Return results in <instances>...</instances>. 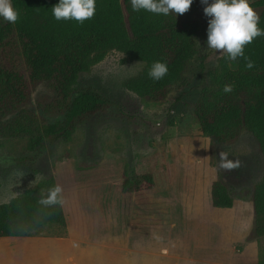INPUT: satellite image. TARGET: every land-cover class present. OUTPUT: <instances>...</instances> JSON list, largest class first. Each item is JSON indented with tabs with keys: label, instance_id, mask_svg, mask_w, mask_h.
Here are the masks:
<instances>
[{
	"label": "rangeland",
	"instance_id": "obj_1",
	"mask_svg": "<svg viewBox=\"0 0 264 264\" xmlns=\"http://www.w3.org/2000/svg\"><path fill=\"white\" fill-rule=\"evenodd\" d=\"M205 6L192 0L187 12L177 14L198 22V53L183 80L158 99H143L124 87V80L136 75L144 62L112 49L80 73L76 86H92L115 104L77 127L69 140L34 149L27 137L0 132V204L50 175L63 187L66 226L47 223L29 234L61 239L54 243L51 264H77L76 253L82 251L121 258L122 250L130 264L150 252L170 254L176 264H201V259L210 264H258L264 237L252 238L251 232L252 191L264 172L260 145L244 129L234 142L213 146L194 113V104L202 97L201 62L205 61L206 70L215 69L225 55L207 46L210 17ZM253 9L260 15L261 7ZM31 98L27 107L39 120L60 118L57 110L47 111L54 92L46 82L34 86ZM239 103L245 106V95L239 96ZM222 150L229 159H239L241 167L219 169ZM125 169L151 173L154 184L124 192ZM219 172L235 191L232 210L213 207L211 190ZM81 257L80 264H115L109 257L107 263L102 262L105 259L89 262L84 252Z\"/></svg>",
	"mask_w": 264,
	"mask_h": 264
},
{
	"label": "trees",
	"instance_id": "obj_2",
	"mask_svg": "<svg viewBox=\"0 0 264 264\" xmlns=\"http://www.w3.org/2000/svg\"><path fill=\"white\" fill-rule=\"evenodd\" d=\"M58 2L11 0L19 13L18 21L12 24L0 17V132L27 137L31 148L69 140L77 127L115 104L110 96L92 86H76L80 73L102 61L108 51L116 49L144 62L143 68L124 80L123 85L150 100L158 99L170 86L182 81L198 53L195 40L198 22L182 20L175 13L133 11L130 0H96L91 19L83 23L57 21L52 7ZM250 4L262 8L258 26L264 30V0H253ZM244 54L254 62L253 68L245 67L243 57L232 61L226 54L215 69L206 70L205 61L201 62L202 97L194 104V113L213 146L234 142L244 129L250 131L260 145L264 161V36L246 45ZM155 61L168 67L167 75L160 80L148 75ZM39 82H46L54 92L47 111L57 110L61 115L53 122L39 120L35 111L27 107ZM225 85H231L233 90L225 93ZM241 95H245L244 107L239 103ZM10 113L14 115L5 119ZM153 184L151 173L124 170V192L139 191ZM55 185L56 178L50 175L0 204V237L29 235L47 223L65 227L63 206L44 207L38 203L41 190L47 192ZM234 193L219 172L211 190L213 207L232 210ZM252 200L251 237L261 238L264 172L252 191ZM258 264H264V253L260 254Z\"/></svg>",
	"mask_w": 264,
	"mask_h": 264
},
{
	"label": "clouds",
	"instance_id": "obj_3",
	"mask_svg": "<svg viewBox=\"0 0 264 264\" xmlns=\"http://www.w3.org/2000/svg\"><path fill=\"white\" fill-rule=\"evenodd\" d=\"M204 13L210 17L207 28V46L226 54L232 61L238 57L246 60L245 67L251 69L254 62L245 56L244 48L257 37L264 36L259 25L260 17L250 4V0H201ZM133 11L145 10L154 14H184L190 9L192 0H130ZM96 0H59L52 7V15L57 20H75L83 23L95 14ZM0 17L15 24L19 19L18 11L11 0H0ZM168 73L167 64L155 61L148 75L153 80H160ZM231 85H225L223 91L230 93ZM241 167L239 159H229L227 151L219 152L218 168L232 171ZM63 187L59 184L47 190H41L38 203L44 207L63 206Z\"/></svg>",
	"mask_w": 264,
	"mask_h": 264
},
{
	"label": "crops",
	"instance_id": "obj_4",
	"mask_svg": "<svg viewBox=\"0 0 264 264\" xmlns=\"http://www.w3.org/2000/svg\"><path fill=\"white\" fill-rule=\"evenodd\" d=\"M60 241L61 239L53 241L47 236L42 235L2 236L0 237V264H51V259L55 256L54 243ZM74 248L77 251V248H80L79 243L76 242ZM83 252L89 256L87 258L88 260L86 259L89 262H96L95 260L97 259H105L102 262L107 263V257L115 261V264L118 261H121L118 264H130L129 261H132L129 260L128 255H125L124 250H122L121 258L115 253L96 255L93 251H82L81 253ZM81 253H76L77 264H80L81 259H84L81 257ZM171 256L167 253L156 256L150 252L149 254H144L142 257L141 255L138 256V260L133 264H176L172 262ZM198 262L201 264L211 263L205 259H201Z\"/></svg>",
	"mask_w": 264,
	"mask_h": 264
}]
</instances>
